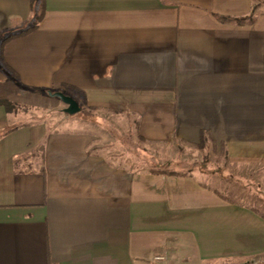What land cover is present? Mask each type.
<instances>
[{
	"label": "crops",
	"instance_id": "crops-1",
	"mask_svg": "<svg viewBox=\"0 0 264 264\" xmlns=\"http://www.w3.org/2000/svg\"><path fill=\"white\" fill-rule=\"evenodd\" d=\"M49 92L96 120L52 119ZM102 120L164 157L209 132L249 195L264 0H0V264H264L263 201L223 194L232 176L136 168Z\"/></svg>",
	"mask_w": 264,
	"mask_h": 264
},
{
	"label": "rangeland",
	"instance_id": "rangeland-1",
	"mask_svg": "<svg viewBox=\"0 0 264 264\" xmlns=\"http://www.w3.org/2000/svg\"><path fill=\"white\" fill-rule=\"evenodd\" d=\"M55 102H57L58 106L56 111L50 113L52 119L62 120L69 118V120H96V115L87 110H82L76 115L69 116L63 112L67 106L60 100ZM101 123H103L102 128L107 130L103 133L104 137L101 141L103 147L107 148L112 146L115 153H119L120 155L124 154L125 156L127 155L128 157L133 158L136 168L148 167L155 169L153 171L158 172H180L185 174L197 173L198 175L199 173L209 171L218 179L222 177L229 178V176H232L229 188L224 185H219L223 194L227 195L229 198L241 199L243 197V199H247V201L259 203L261 200L264 202V182L254 184V190L249 189L251 192H249V195L247 196V193H244L243 190L241 193V187L245 185V182L240 183L239 179H237L241 177V171L227 162L224 155L221 153V150L219 153H215L213 151V146L210 143L204 150L199 148H197V151L186 149L184 152L178 153V156L175 152H167V157H164L161 153L158 154L157 151L150 149L149 146L144 144L137 136L136 130L131 131L125 126L123 127L120 125L116 127L114 124V126H110V124H106L103 120ZM95 133L98 134V131ZM110 135L115 139L111 138ZM218 179H216V183ZM250 183L252 184V182H249V184ZM259 206L260 207L258 208H260V211L264 212V205Z\"/></svg>",
	"mask_w": 264,
	"mask_h": 264
},
{
	"label": "trees",
	"instance_id": "trees-1",
	"mask_svg": "<svg viewBox=\"0 0 264 264\" xmlns=\"http://www.w3.org/2000/svg\"><path fill=\"white\" fill-rule=\"evenodd\" d=\"M42 14H43V8L41 6L40 9H39V11H38V14L36 15V23H37V21H39L41 19ZM231 21L232 22H237V23H243L246 20H244V19H233ZM33 29H34V27L33 28H30V29H28L26 31H23V32H21L19 34L12 35L8 39H11L12 37H16V36H20V35L26 34V33L30 32L31 30H33ZM7 105L10 107L12 104L11 103H8ZM209 143L212 144L213 151L215 153H219L220 152V151L217 150L218 149L217 142L215 141V139L212 137V135L209 132H202L201 133L200 142L198 144H196L195 147H197V148H199L201 150H204ZM154 173L163 174V175H173V176H184V175H187L185 173H180V172H164V171L163 172L154 171ZM215 192L218 193V194H220L217 191H215Z\"/></svg>",
	"mask_w": 264,
	"mask_h": 264
},
{
	"label": "water",
	"instance_id": "water-1",
	"mask_svg": "<svg viewBox=\"0 0 264 264\" xmlns=\"http://www.w3.org/2000/svg\"><path fill=\"white\" fill-rule=\"evenodd\" d=\"M49 95L57 98L58 100H60L67 106V108L65 109V112L68 115L72 116V115H76L80 113L81 107L79 106V103L74 98L64 93H61V92H55V93L49 92Z\"/></svg>",
	"mask_w": 264,
	"mask_h": 264
},
{
	"label": "built area",
	"instance_id": "built-area-1",
	"mask_svg": "<svg viewBox=\"0 0 264 264\" xmlns=\"http://www.w3.org/2000/svg\"><path fill=\"white\" fill-rule=\"evenodd\" d=\"M154 259L157 262H161L165 259V256L164 255H156Z\"/></svg>",
	"mask_w": 264,
	"mask_h": 264
}]
</instances>
